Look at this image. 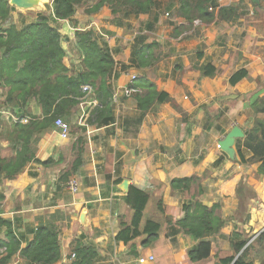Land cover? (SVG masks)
<instances>
[{"label": "crops", "instance_id": "1", "mask_svg": "<svg viewBox=\"0 0 264 264\" xmlns=\"http://www.w3.org/2000/svg\"><path fill=\"white\" fill-rule=\"evenodd\" d=\"M233 1L237 0H220V4ZM39 2V8L46 5L45 0ZM165 3L172 12L168 21L157 11V17L155 13L140 14L119 23L105 5L91 14L84 7L79 8L74 16L76 26L67 19L56 23L66 50L64 61L74 73L83 70L76 31L94 29L100 33V43L113 51L116 61L112 84L121 90L119 101L114 104V122L101 127L87 124L94 105L83 101L74 110L77 126L70 130L68 138H63L55 125L39 137L34 136V140L38 139L36 157L42 161L50 159L48 164L32 161L13 179L0 176V192L5 194L0 215L12 221L23 247L40 226L59 230L62 256L54 264H71L77 241L94 246L98 264H216L220 258L236 254L232 240L239 239L234 238L235 232L241 239L248 238L250 244L264 231V169L260 167L264 163L252 160L253 152L243 145L245 136L236 139L234 158L216 144L236 125L246 131L243 123L251 127L255 116L264 117L263 112L255 114L251 108L253 101L264 94L260 92L264 87L258 88V80L264 78V30L259 19L247 20L244 16L220 22L200 20L201 26L193 23L187 29L182 27L187 22L175 15L178 2ZM16 9L24 13V9ZM12 20L20 24L13 17ZM138 21H142L140 26H136ZM148 24L154 29L148 30ZM143 34L146 42L157 41L167 50L166 54H156L161 58L154 65L137 68L131 63L132 48L136 37ZM201 49L204 55L198 58ZM207 62L218 68L215 77L203 76L194 67ZM241 68L249 71L252 80L245 78L232 85L230 75ZM133 74L138 76L134 83L140 86L138 79L145 78L159 91L168 92L173 102L156 103L147 111L139 109L136 95L124 93ZM90 97H95L94 90ZM28 110L33 116L43 117L35 99L30 100ZM4 118L0 112V122L6 123ZM79 137L84 143L78 147L83 150L78 167L72 171L79 156L75 147ZM13 146L8 136L1 140L2 156H14ZM239 147L248 162L241 163ZM219 159L222 160L218 162ZM67 172L70 175L64 178ZM193 174L203 175L200 201L208 206L219 203L226 220L220 232L211 236V255L197 262L188 253L198 239L178 233L172 241L166 234L165 221V216L181 219L183 203L192 198L187 192L173 189L172 179ZM71 177L79 181L78 192L67 188ZM130 185L150 194L143 223L153 218L163 224L158 238L149 244L143 243V237L128 245L115 239L120 221H130L133 215L125 199ZM159 200L164 214L159 210ZM0 235L4 237V230ZM251 253L248 259L260 264L264 255ZM5 255L0 251V259ZM140 258H145V262L141 263ZM5 264L29 262L17 253Z\"/></svg>", "mask_w": 264, "mask_h": 264}, {"label": "trees", "instance_id": "2", "mask_svg": "<svg viewBox=\"0 0 264 264\" xmlns=\"http://www.w3.org/2000/svg\"><path fill=\"white\" fill-rule=\"evenodd\" d=\"M47 11H40L35 21L23 22L21 25L10 21L16 7L10 0H0V88L6 92L0 108L5 107L19 117L29 116L27 123L14 122L9 130L8 137L14 142L15 155L3 157L0 152V176L13 179L20 174L27 164L37 161L48 164L51 160L42 161L36 157L34 136L50 126L55 125V120L63 117L68 121L74 119V110L86 95L83 85H89L95 91L98 104L89 111L86 123L101 127L115 121L112 79L115 76L116 61L113 51L102 45L94 29L77 30L76 37L78 48L81 52L83 70L74 73L66 65L64 59L66 50L62 45V35L56 23L60 20L75 22L77 10L84 7L87 14L98 12L107 5L111 9L113 19L117 22L130 15L155 13L165 8L169 14L167 0H51ZM177 1L175 15L187 22L189 29L195 20L199 19L209 23L236 19L244 16L241 9L246 0L233 1L222 6L219 0H170ZM164 6V7H163ZM260 27L264 30V21L259 20ZM153 30L152 24L146 25ZM146 35H138L132 48V66L145 68L156 63L161 56L155 57L152 50L159 43L146 42ZM204 55L203 50L197 52L198 58ZM130 66V65H129ZM127 67V66H126ZM125 67V68H126ZM203 76L214 77L218 68L211 62L194 66ZM251 79L249 71L245 68L238 69L230 75L229 82L235 85L243 79ZM142 91L136 94L137 106L142 111L149 110L156 103L173 102L170 94L159 91L153 82L141 78ZM139 80V79H138ZM35 99L42 109L43 117L33 116L28 110L29 102ZM255 114L264 113V95L257 97L251 104ZM252 126L245 131L243 145L253 152L252 160L264 163V118H255ZM86 125L82 127L86 129ZM83 139L79 137L75 147L79 156L75 160L72 171H75L80 162V153L83 150ZM241 163L248 162L242 148H238ZM222 159H219L220 162ZM261 170L264 169L260 166ZM69 172L64 173L68 178ZM203 175L175 177L171 181L172 188L187 192L192 198L183 203L184 216L174 220L165 216L167 236L175 241L178 233L192 235L198 239L197 244L189 249V257L193 262L208 258L212 251L211 236L218 234L225 225L226 220L221 215V205L215 203L211 206L204 204L198 198L204 191ZM150 194L130 185L126 194V202L133 210L130 221L121 220L120 230L115 236L117 241L126 245L143 237V243L149 244L156 240L162 230L163 224L159 220L147 218L143 223L145 210L150 201ZM5 199L4 192H0V205ZM159 210L164 214L162 200L158 202ZM4 230V237L0 235V248L6 247V255L1 263H6L13 255L19 253L29 264H54L61 259L60 232L55 227L45 225L35 230L34 237L27 246L23 247L21 239L16 235L11 220L0 215V233ZM232 240L236 254L219 259L216 264H254L251 258L252 251L255 256L264 255V231L256 236L250 243L248 238H240L239 233H234ZM248 244V245H247ZM76 256L71 264H98L95 258L97 251L93 245H82L77 241L73 245ZM264 264V257L261 263Z\"/></svg>", "mask_w": 264, "mask_h": 264}, {"label": "rangeland", "instance_id": "3", "mask_svg": "<svg viewBox=\"0 0 264 264\" xmlns=\"http://www.w3.org/2000/svg\"><path fill=\"white\" fill-rule=\"evenodd\" d=\"M46 1V5H48V2H49V5H51L52 1L51 0H45ZM248 2V3H247ZM254 1L252 0H249L247 1L246 0V4L244 5V7L241 9L242 12H244V17L245 19L247 20H253V19H259V20H263L264 21V0H257V2L253 3ZM219 3H220V0H219ZM249 3H251V5L249 6ZM43 6L42 8H33V9H30V10H27V9H24V13H22V11H14L13 13V19L17 22H19L20 24H22L23 22H26V21H31L33 18H36L37 14L40 12V11H47V7ZM164 7V6H163ZM81 10H83V7L80 8ZM159 12L161 15H164L165 19L168 21L171 17V15H166L165 13L167 12V10L165 8H162V9H159ZM127 19L131 20L134 18V15H130L128 17H126ZM10 21L13 22L12 18L10 19ZM129 22V21H128ZM142 23V21H138L137 22V25L136 26H140V24ZM1 24V23H0ZM201 25H198L197 27H199ZM194 28V27H193ZM195 30H196V27H195ZM194 30V31H195ZM102 31V30H101ZM98 33V32H97ZM194 33V32H193ZM100 34V33H98ZM157 42V41H156ZM166 50L167 48H161L159 45L154 48L152 50L153 54L156 55L157 53H159L160 55H163L166 54ZM155 64V63H154ZM153 64V65H154ZM152 66V65H151ZM150 67V66H149ZM142 73L144 72L145 73V70L141 69L140 70ZM139 75V73H137ZM215 77V76H214ZM252 80V79H251ZM138 81L142 82L143 80L142 79H139ZM258 88H263L264 87V78L260 80H258ZM257 88V89H258ZM260 92H264V88L262 90H260ZM5 90H0V101L3 100L1 99L2 97L5 96ZM264 95V94H263ZM261 97V96H259ZM8 110L10 109H6V110H2L3 114H4V119L7 121L6 123L4 122H0V141L5 139L7 136H8V133L10 132V126L12 127V124L13 122L12 121H9L8 120ZM11 111V110H10ZM13 112V111H12ZM14 113V112H13ZM264 116V114H262ZM63 118V117H62ZM255 118H259L257 116H255ZM254 118V119H255ZM264 118V117H263ZM65 119V118H63ZM75 119V118H74ZM67 120L65 119L67 122H69L70 126H71V131L75 130L76 129V126H77V122H76V119L75 120ZM255 120H252V122H254ZM253 124V123H252ZM243 127L248 129L249 127H247L246 123H243ZM217 144V147H218V143ZM2 146V145H1ZM0 263H1V259H0ZM1 264H5V263H1Z\"/></svg>", "mask_w": 264, "mask_h": 264}, {"label": "built area", "instance_id": "4", "mask_svg": "<svg viewBox=\"0 0 264 264\" xmlns=\"http://www.w3.org/2000/svg\"><path fill=\"white\" fill-rule=\"evenodd\" d=\"M166 15H170L168 12H166ZM195 26L201 25V21L199 19L194 21ZM138 76H136L135 74H133L131 76V85L127 86L126 88H124V93L126 96H133L136 95L138 93H140L142 90L140 88L139 85H137L136 82L137 81ZM83 91L86 93V95L82 98V102L86 101V104L88 105H97L98 104V100L96 99V97L92 98L90 97V94L93 92V88L89 85H83L82 86ZM120 90L119 88L113 86V98H112V102L113 104H115L116 102L119 101V96H120ZM81 102V103H82ZM2 110H6V109H2ZM2 110H0V112L3 114ZM4 115V114H3ZM8 120L14 122H22V123H27L30 120L29 116H24V117H19L17 114L13 113L12 111L8 110ZM55 126L59 129L60 134L63 138H68L70 135V130H71V126L69 124V122H67L65 119H63L62 117H59L55 120ZM218 148H220V144L218 143ZM67 188L69 190H71L72 192H78L80 189V185H79V181L77 180L76 177H71L68 182H67ZM1 253H5L6 252V247L4 246L3 248L0 249ZM76 254L73 252L71 258H75ZM154 257L151 256L150 259H153ZM141 263L145 262V258H140L139 260Z\"/></svg>", "mask_w": 264, "mask_h": 264}, {"label": "water", "instance_id": "5", "mask_svg": "<svg viewBox=\"0 0 264 264\" xmlns=\"http://www.w3.org/2000/svg\"><path fill=\"white\" fill-rule=\"evenodd\" d=\"M10 4L16 6L19 9H33L34 1L32 0H10ZM245 136V131L240 126H235L223 140L220 141V148L224 150L232 158L235 157L236 139Z\"/></svg>", "mask_w": 264, "mask_h": 264}, {"label": "bare ground", "instance_id": "6", "mask_svg": "<svg viewBox=\"0 0 264 264\" xmlns=\"http://www.w3.org/2000/svg\"><path fill=\"white\" fill-rule=\"evenodd\" d=\"M32 1H34L33 7L37 8L40 4L39 0H32Z\"/></svg>", "mask_w": 264, "mask_h": 264}]
</instances>
